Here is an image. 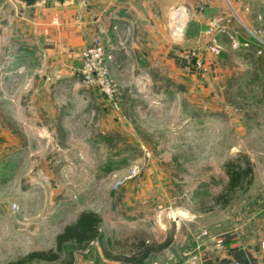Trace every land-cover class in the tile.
I'll return each mask as SVG.
<instances>
[{"label":"rangeland","instance_id":"obj_1","mask_svg":"<svg viewBox=\"0 0 264 264\" xmlns=\"http://www.w3.org/2000/svg\"><path fill=\"white\" fill-rule=\"evenodd\" d=\"M110 2L115 23L131 28L117 40L104 26ZM74 6L81 34L65 39L0 0L1 46L14 52L0 64V264L55 248L84 210L101 215L103 237L77 250L75 264H123L105 257L108 239L116 251L144 233L172 237L144 264H182L201 230L230 228L264 201V21L249 26L255 13L228 0ZM95 38L111 96L83 80L82 52ZM238 154L251 159L253 184L228 206L200 211Z\"/></svg>","mask_w":264,"mask_h":264},{"label":"crops","instance_id":"obj_2","mask_svg":"<svg viewBox=\"0 0 264 264\" xmlns=\"http://www.w3.org/2000/svg\"><path fill=\"white\" fill-rule=\"evenodd\" d=\"M228 1L232 11L237 12L241 10L244 12V15H246L245 10L249 13H255L253 21L249 20L248 22L249 26H255L254 20L256 19H259V21L263 19L264 21V0ZM46 3L26 10L27 15L24 16V19L33 25L38 24L43 29L48 26L55 27L57 31L59 30L60 35L65 31L66 37L72 36L73 31L76 34H81V30L78 27L74 29L75 24L77 25L79 21L81 22L83 20L81 18V11L74 6L75 3L65 6H57L51 1H49L51 3L49 6ZM112 4L110 2L107 10L113 16V19H110L104 26L110 38L117 40L121 39L126 34V30L130 31L131 28L130 26L126 28L123 25L124 23H121V20L117 21L119 23H115L118 16L115 13V5ZM227 19L229 18L227 17ZM62 35L66 39L64 33ZM60 37L62 39V36ZM53 38H56V36H53ZM26 45L29 51L32 50L28 42ZM13 55L14 52L10 53L9 46H1L0 40V64L5 58L10 59V56L12 57ZM109 58L110 65L114 58V51L111 49L109 50ZM5 72L8 76L11 73L10 68H6ZM12 72L14 71L12 70ZM207 231L211 235V238H196L191 248V251L195 249L200 253L201 260L204 264H264V201L259 209L254 210V212L246 217L245 221L242 220L230 228ZM217 242L221 244L220 247L217 246ZM107 259L113 260L110 258Z\"/></svg>","mask_w":264,"mask_h":264},{"label":"trees","instance_id":"obj_3","mask_svg":"<svg viewBox=\"0 0 264 264\" xmlns=\"http://www.w3.org/2000/svg\"><path fill=\"white\" fill-rule=\"evenodd\" d=\"M224 170L228 176L227 184L219 194L213 197L211 204L201 203L200 211H212L217 206H228L233 200L235 192L253 184L254 165L246 154H238L235 158L226 160ZM101 222L102 217L99 213L93 210H84L56 235L55 248L31 251L10 264H34L35 262L75 264L77 250H85L91 242L102 240ZM171 243L172 237L163 242H149L144 233L136 236V240L129 243V246L122 245L115 251L113 241L108 239L109 246L107 247L111 246V248H106L104 255L124 263L144 264L152 253L166 249Z\"/></svg>","mask_w":264,"mask_h":264},{"label":"built area","instance_id":"obj_4","mask_svg":"<svg viewBox=\"0 0 264 264\" xmlns=\"http://www.w3.org/2000/svg\"><path fill=\"white\" fill-rule=\"evenodd\" d=\"M218 20L212 21L213 26L218 25ZM104 50L98 39H94L82 52V75L84 82L98 88L104 94L111 96L114 92L113 83L109 77L108 70L104 63ZM211 238L209 232L205 229L201 230L197 235V239ZM214 239V238H212ZM217 242V246L220 247ZM188 258L182 264H204L201 260L200 253L188 254Z\"/></svg>","mask_w":264,"mask_h":264},{"label":"water","instance_id":"obj_5","mask_svg":"<svg viewBox=\"0 0 264 264\" xmlns=\"http://www.w3.org/2000/svg\"><path fill=\"white\" fill-rule=\"evenodd\" d=\"M15 1L19 3L24 10H29L37 6H41L49 1L53 2L57 6H65L74 3L82 4L85 2V0H15Z\"/></svg>","mask_w":264,"mask_h":264}]
</instances>
